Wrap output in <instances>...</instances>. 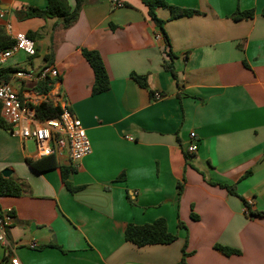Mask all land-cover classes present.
Returning a JSON list of instances; mask_svg holds the SVG:
<instances>
[{
  "label": "crops",
  "instance_id": "obj_1",
  "mask_svg": "<svg viewBox=\"0 0 264 264\" xmlns=\"http://www.w3.org/2000/svg\"><path fill=\"white\" fill-rule=\"evenodd\" d=\"M164 1L201 14L169 20L158 9L164 36L140 0H84L68 29L60 20L16 18L15 11L43 9L46 0H0V27L34 33L36 44L33 57L13 55L0 78L20 98L44 97L70 111L91 147L75 168L56 161L36 172L26 163L39 159L31 141L0 128V172L11 170L27 186L19 197H0V210L13 213L0 264L10 257L21 264H181L184 246L185 264H264V215L245 213L246 203L264 213V0ZM67 2L73 9L75 0ZM237 11L253 16L234 21ZM82 48L99 53L108 92L91 94L94 75ZM35 58L43 60L37 68ZM47 67L59 76L46 95L41 81L13 77ZM131 74L145 76L148 88ZM61 166L73 170L69 187ZM157 219L174 242L125 240L128 224ZM215 245L238 253L225 256Z\"/></svg>",
  "mask_w": 264,
  "mask_h": 264
},
{
  "label": "trees",
  "instance_id": "obj_2",
  "mask_svg": "<svg viewBox=\"0 0 264 264\" xmlns=\"http://www.w3.org/2000/svg\"><path fill=\"white\" fill-rule=\"evenodd\" d=\"M141 3L147 8V14L150 19L154 22L155 26L165 35L163 30V25L165 21L159 19L157 17L158 9H167L170 16L169 20L192 17L195 15H199V11L191 10V9H183L176 6L169 5L164 0H140ZM84 0H75L74 8H70L67 0H46V7L43 9L28 6L25 10L15 11L16 18L18 20H27L31 18H39L42 20L55 19L60 20L63 24L64 29H68L71 27L77 20L79 12L81 10L82 4ZM264 16V10L262 12ZM253 16L252 11L239 12L237 11L232 19L234 21L248 19ZM30 39H34V33H28L26 35ZM13 46V41L6 34L5 30L0 27V52L11 48ZM81 55L89 64L92 69L94 75V82L91 87V94L98 95L102 93H106L110 89V82L108 78V74L104 67L103 61L97 51H90L87 49H80ZM168 56L171 58L174 55L171 51L168 52ZM172 75L175 77V73L172 70V67L166 66ZM131 78L137 83L140 88L147 89V81L145 76H139L136 74H131ZM42 84L39 86L40 93L46 95L49 92V87H46L47 84L51 83V80L41 81ZM150 95H153V92H150ZM36 118L39 121H45L47 119L58 118L62 109L58 105H53L50 101H45L40 103L39 105L34 107ZM0 128L4 130H10L9 126L3 121L0 116ZM27 165L36 172H41L45 170H50L57 167V162L54 156H47L44 158H40L36 161H32L30 159H26ZM62 181L69 187L67 182V176L69 173L73 172L70 167H60ZM27 191V186L21 182L18 178L14 177L12 174L9 178H3L0 173V197H19ZM1 211V210H0ZM246 215L250 218H254L257 216H263L264 213H252L249 212V206L246 203L245 209ZM13 215V213H12ZM181 226V223H179ZM124 238L127 242L132 243L137 247H144L150 245H166L174 242L176 240V236L171 234L168 229L166 222L163 219H157L151 224H145L142 226H137L133 224H128L124 230ZM60 249L59 246L52 245ZM214 249L225 256H230L233 254H237L238 252L232 249L223 248L219 245H215ZM187 254L185 252V246L182 248V258L181 264H185V258ZM7 260V259H6ZM8 261V260H7Z\"/></svg>",
  "mask_w": 264,
  "mask_h": 264
},
{
  "label": "built area",
  "instance_id": "obj_3",
  "mask_svg": "<svg viewBox=\"0 0 264 264\" xmlns=\"http://www.w3.org/2000/svg\"><path fill=\"white\" fill-rule=\"evenodd\" d=\"M3 16L0 10V18ZM5 31L13 41V46L0 52V68L17 53L27 57H33L36 54L34 40L22 33H15L10 24L6 25ZM58 76V71L53 67L44 68L34 75L25 71L13 73V77L21 81L40 82L53 80ZM152 98L158 100L161 95L155 93ZM45 101L48 100L36 95L20 98L9 81L0 78V116L10 127L11 135L22 141L33 142L39 159L52 155L56 161H64L75 168L91 152L85 129L80 120L67 109H62L58 118L39 121L34 107ZM125 139L133 141L131 136H126ZM189 139L187 151L193 154L197 151L195 134L190 133ZM12 223L11 211H0V245L7 246L5 233ZM9 264H21V262L16 257H10Z\"/></svg>",
  "mask_w": 264,
  "mask_h": 264
},
{
  "label": "rangeland",
  "instance_id": "obj_4",
  "mask_svg": "<svg viewBox=\"0 0 264 264\" xmlns=\"http://www.w3.org/2000/svg\"><path fill=\"white\" fill-rule=\"evenodd\" d=\"M42 62H43V60H42L41 58H35L34 61H33V64H34L33 67H34V68H37L38 66L41 65ZM24 68H25L26 70H28V71L31 72V67H30L28 64H26V65L24 66ZM27 148H28V150H29L30 152H33L34 149H35V147H34V143H33V142H28V143H27Z\"/></svg>",
  "mask_w": 264,
  "mask_h": 264
},
{
  "label": "water",
  "instance_id": "obj_5",
  "mask_svg": "<svg viewBox=\"0 0 264 264\" xmlns=\"http://www.w3.org/2000/svg\"><path fill=\"white\" fill-rule=\"evenodd\" d=\"M0 8L3 9V7ZM0 173L3 176V178H9L12 175V171L9 169H4Z\"/></svg>",
  "mask_w": 264,
  "mask_h": 264
}]
</instances>
